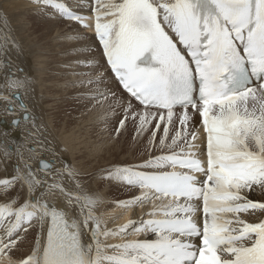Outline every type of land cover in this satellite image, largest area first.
<instances>
[{
	"label": "snow or ice",
	"instance_id": "obj_1",
	"mask_svg": "<svg viewBox=\"0 0 264 264\" xmlns=\"http://www.w3.org/2000/svg\"><path fill=\"white\" fill-rule=\"evenodd\" d=\"M32 2L69 27L73 86L140 151L100 170L114 201L43 136L25 156L35 81L0 15V264H264V0Z\"/></svg>",
	"mask_w": 264,
	"mask_h": 264
},
{
	"label": "bare ground",
	"instance_id": "obj_2",
	"mask_svg": "<svg viewBox=\"0 0 264 264\" xmlns=\"http://www.w3.org/2000/svg\"><path fill=\"white\" fill-rule=\"evenodd\" d=\"M0 9L3 10L0 15L7 14L12 35L22 49L17 61L18 66L35 81V96L25 97V102L37 118L40 135L35 138L28 135L27 129L33 126L21 124V128L26 130L23 137L25 156L30 155L27 151L28 145L37 143L43 136L62 157L85 175L86 186L91 191L101 193L109 201L123 199L124 193L113 185L104 183L99 178V172L112 161L137 159L140 145L133 142L132 138L126 139L125 142L119 140L117 143L101 145L106 134L98 131V121L95 122L97 117H93L92 111L91 114H83L78 118L76 116L80 111L70 113L68 119L60 120L62 126H55V117L50 114L55 104L61 102L63 105L68 100L62 99L66 94L74 100L72 103L87 104L83 98L77 96L83 90H73L72 82L78 77L71 75L73 68H70L67 59L72 55L74 61L77 56L72 51L75 42L66 38L70 34L69 27L64 21L37 11L32 0H0ZM68 75L72 79H68ZM113 87L115 88V85ZM82 108L83 106L79 110ZM94 110L99 111L98 108ZM13 119L12 115L5 117L4 110L0 107V129L8 127ZM83 123L86 126H75ZM17 140H20L19 135ZM2 176L0 173V178ZM102 211L105 219L109 220L113 216H120L121 219L123 215L122 209L113 207L111 203L104 205ZM132 215L133 213L129 212L125 220L118 219L116 224L125 223Z\"/></svg>",
	"mask_w": 264,
	"mask_h": 264
},
{
	"label": "rangeland",
	"instance_id": "obj_3",
	"mask_svg": "<svg viewBox=\"0 0 264 264\" xmlns=\"http://www.w3.org/2000/svg\"><path fill=\"white\" fill-rule=\"evenodd\" d=\"M39 14L40 13H38V15ZM67 62H68L69 65L72 64V62H73L72 55L68 57ZM69 76L70 75H68V77ZM68 79H72V77H69ZM77 89H79V88L78 87H74L73 90H77ZM77 96L83 98L86 101L87 104L78 103V102L72 103L71 101L74 102V100L70 99L69 94H66V95H64L62 97V99L63 98L64 99H68L69 101L68 100H66V101L69 102V104L65 101L63 103V105H62V104H60L61 103L60 102V103L55 104L56 106H53V110L52 111L50 110L51 111L50 114H52V116L55 117L54 118V125L55 126H62L60 120L68 119V116L70 115V113H73V112L76 113V112L80 111L78 113V115L76 116L78 118L79 116H81L83 114H88L89 115V113L91 114V111H92L93 117H97L95 122L98 121L97 122L98 124H96L97 127H98V131L101 130V132H104L106 134V136L104 138V141H103L104 143H102L101 145H105V143H107V144L108 143L109 144H113L114 142L117 143V141H119V140H122L123 142H125L126 139L131 138V136H132L131 128H129L128 132L121 134L118 138L115 137L114 129L117 126V120L119 119V116L118 115H114L113 112H111L108 109V105L107 104H104V106L96 104L95 101H91V100H88V99H85L84 97H82L81 93L77 94ZM73 97H76V96H73ZM49 101H51V99H49ZM82 106H83V108L81 110H79L80 107H82ZM54 107H57V108H54ZM95 108H98L99 111L96 112L94 110ZM81 124L80 125L77 124L75 126H86L85 123H83V125H81ZM91 141H93V140L91 139Z\"/></svg>",
	"mask_w": 264,
	"mask_h": 264
}]
</instances>
